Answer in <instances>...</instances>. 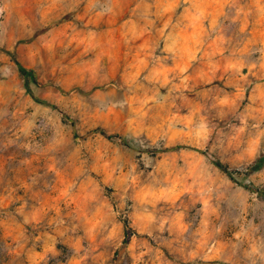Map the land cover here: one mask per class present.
I'll return each mask as SVG.
<instances>
[{
  "label": "rangeland",
  "instance_id": "rangeland-1",
  "mask_svg": "<svg viewBox=\"0 0 264 264\" xmlns=\"http://www.w3.org/2000/svg\"><path fill=\"white\" fill-rule=\"evenodd\" d=\"M262 155L264 0H0V264H264Z\"/></svg>",
  "mask_w": 264,
  "mask_h": 264
},
{
  "label": "trees",
  "instance_id": "trees-1",
  "mask_svg": "<svg viewBox=\"0 0 264 264\" xmlns=\"http://www.w3.org/2000/svg\"><path fill=\"white\" fill-rule=\"evenodd\" d=\"M8 54L15 59V55L13 52L8 51ZM18 65V70L20 72V74L23 76V78L26 81V85L27 88L29 89L28 86V80H33V74L32 72H30L29 70H27L24 66H22L21 64H19L17 62ZM41 103H44L46 105H49L48 102L40 100ZM100 133L108 138H114V137H118L115 134H109L107 133L103 128H96L93 129L89 132H87L84 136H87L91 133ZM186 146L184 145H175L173 147L167 148V150H175V149H180V148H185ZM153 151H156L155 149ZM215 164L222 170L224 171L228 176H230L231 178H233V170L231 168H229L228 166H226L225 164L221 163L220 161H216ZM264 165V155L260 156L257 158V160L255 161V163L253 164V166L251 167V170H257L260 169L262 166ZM242 185L250 190L256 191L258 193L259 196L264 198V188H257L253 185H251L250 183L247 182H243ZM124 234H125V240L128 241L131 236L134 234L133 229L128 225L127 221H124Z\"/></svg>",
  "mask_w": 264,
  "mask_h": 264
}]
</instances>
